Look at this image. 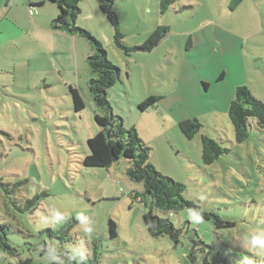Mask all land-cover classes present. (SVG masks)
Returning a JSON list of instances; mask_svg holds the SVG:
<instances>
[{
	"label": "rangeland",
	"instance_id": "1",
	"mask_svg": "<svg viewBox=\"0 0 264 264\" xmlns=\"http://www.w3.org/2000/svg\"><path fill=\"white\" fill-rule=\"evenodd\" d=\"M160 2H105L129 47L143 45L158 26L169 27L151 51H123L98 0L80 1L77 25L98 38L121 68L109 90L113 113L151 146V163L184 183L187 199L235 224L218 227L187 209L165 214L154 208L184 234L179 243L151 235L144 220L151 196L128 177L129 160L122 157L109 168L82 162L88 139L101 128L96 114L107 113L89 89L93 43L33 29L43 42L27 32L14 38L18 43L0 45V235L4 239L6 231L12 246L0 247V264H51L41 255L46 245L69 250L77 264H89L97 247L96 264H264V245L253 243L264 233V127L250 118L249 137L238 142L229 114L239 86L264 101V0H176L165 13ZM55 6L48 1L12 11L30 24L37 13L56 19ZM71 86L85 101L79 113ZM151 95L160 99L142 111L140 103ZM187 119L202 125L192 139L180 128ZM203 136L228 152L206 164ZM34 197L39 204L29 211L25 205ZM66 217L78 220L71 241L42 233Z\"/></svg>",
	"mask_w": 264,
	"mask_h": 264
},
{
	"label": "trees",
	"instance_id": "2",
	"mask_svg": "<svg viewBox=\"0 0 264 264\" xmlns=\"http://www.w3.org/2000/svg\"><path fill=\"white\" fill-rule=\"evenodd\" d=\"M58 7L59 14L56 19L51 21V28L56 31H63L71 35H81L89 39L93 43L96 53L88 57V63L92 72L95 74L89 80V89L96 104L105 109V115L96 114V121L100 125V130L87 141L89 152L84 156L82 162L86 167H106L109 168L119 161L122 157L129 160L127 167V175L132 181L142 182L144 185V195L151 196L150 210L144 214L145 224L151 235L160 237L169 235L175 243L181 242L184 234V227H177L170 217L160 216L154 212V208L159 209L165 214L181 210H190L199 217L214 221L218 227L233 226L235 222L224 220L214 211L205 210L202 206L185 197L186 185L174 178L160 172L150 161V152L152 150L144 139L139 135L136 127L127 128L121 116L113 113V108L109 100V90L117 82L120 77L121 68L115 65L108 58L107 50L102 42L93 36V34L77 25V18L81 12L79 3L81 0H46ZM101 9L107 14L111 23L115 27L114 42L126 53L131 50L151 51L156 48L165 34L169 31V27L160 25L151 33L143 45L129 47L123 39L124 34L119 28V19L113 11L110 4L113 0H98ZM176 0H161L160 6L162 13H165L169 6ZM45 1L34 3L36 6H43ZM74 110L79 113L85 109V101L79 90L73 86L70 88ZM159 97L149 96L139 108L142 111L154 106ZM230 118L234 124L236 138L238 142H242L249 137V121L255 118L260 127H264V101L257 98L247 86H239L235 99L232 101L229 110ZM198 119H187L180 123L182 132L190 139L201 128ZM204 154L203 160L206 164H212L228 152V148L222 147L221 144L208 136H203ZM142 194V195H143ZM140 194L136 195L138 198ZM39 204L38 197L29 199L25 208L29 211L34 210ZM78 223L74 217H66L62 225L58 227H49L42 231L48 234L51 240L61 242H69L73 239L72 230ZM111 237L117 236L116 223L110 219ZM0 235V247L10 248V244L6 240V231ZM98 247L95 251L94 259L89 264H96L98 261ZM41 255L51 260V264H77V258L69 250L62 252L56 247H48L47 245L41 250ZM73 257L74 259H72ZM27 264H34L31 259L27 260Z\"/></svg>",
	"mask_w": 264,
	"mask_h": 264
},
{
	"label": "crops",
	"instance_id": "3",
	"mask_svg": "<svg viewBox=\"0 0 264 264\" xmlns=\"http://www.w3.org/2000/svg\"><path fill=\"white\" fill-rule=\"evenodd\" d=\"M41 1H45L44 5L48 3L46 0H0V45H4L8 41L14 40V38H20L27 32L30 35V39L33 38L37 42H43L36 34L33 33V29L46 36L49 34L55 36L63 35V31H56L50 27L53 14H51L47 19V16H44V14L37 13V15L33 16L29 24V22L21 19L19 13H13L12 11L15 6H22L25 9L29 6L30 10H33L32 8L38 9L37 7L41 8L42 6H33L34 3ZM51 4L53 5V3ZM10 13L13 14L14 18H11ZM15 42L18 43V41ZM45 47H47L46 44Z\"/></svg>",
	"mask_w": 264,
	"mask_h": 264
},
{
	"label": "clouds",
	"instance_id": "4",
	"mask_svg": "<svg viewBox=\"0 0 264 264\" xmlns=\"http://www.w3.org/2000/svg\"><path fill=\"white\" fill-rule=\"evenodd\" d=\"M253 243L264 245V233L261 234L260 238H254Z\"/></svg>",
	"mask_w": 264,
	"mask_h": 264
}]
</instances>
